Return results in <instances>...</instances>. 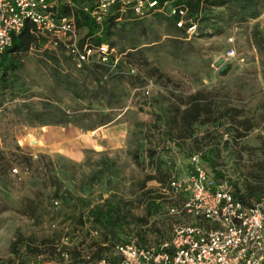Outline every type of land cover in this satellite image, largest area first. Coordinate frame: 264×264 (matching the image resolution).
<instances>
[{
  "label": "rangeland",
  "instance_id": "374dc122",
  "mask_svg": "<svg viewBox=\"0 0 264 264\" xmlns=\"http://www.w3.org/2000/svg\"><path fill=\"white\" fill-rule=\"evenodd\" d=\"M187 16L190 36L165 12L115 22L97 71L43 43L22 54L0 89V264L110 257V231L156 243L169 219L145 202L192 155L248 203V186L264 199V0ZM106 201L127 214L120 226L90 218Z\"/></svg>",
  "mask_w": 264,
  "mask_h": 264
},
{
  "label": "built area",
  "instance_id": "2783aa9c",
  "mask_svg": "<svg viewBox=\"0 0 264 264\" xmlns=\"http://www.w3.org/2000/svg\"><path fill=\"white\" fill-rule=\"evenodd\" d=\"M79 11L98 28L109 16L118 22L165 12L175 17V28L187 36L195 32L186 8L171 0H0V53L29 23L44 47L62 50L76 67L109 65L112 48L105 41L93 44L85 31L79 35L75 23ZM225 55L232 57L233 50ZM11 171L18 173L15 167ZM153 201L169 219L167 236L154 244L127 237L112 245L110 257L72 259L62 253L56 259L36 256L25 264H264V199L244 204L196 155L183 173H170L165 194Z\"/></svg>",
  "mask_w": 264,
  "mask_h": 264
},
{
  "label": "trees",
  "instance_id": "16d2710c",
  "mask_svg": "<svg viewBox=\"0 0 264 264\" xmlns=\"http://www.w3.org/2000/svg\"><path fill=\"white\" fill-rule=\"evenodd\" d=\"M162 1V0H160ZM228 0H171L173 5H181L182 7L186 8L187 14L189 16L196 14V11L199 9L202 5H209V6H215V5H222ZM250 3L256 2V0H249ZM172 21L175 19L174 16L171 17ZM131 20V19H130ZM75 23L78 27H84L85 28V35L88 36L89 39H91L93 44H97L101 41H106L108 35L111 33V29L114 27L115 22L113 21V17H107L102 26L98 28L92 20L84 13L82 12H76L75 14ZM138 22H132L130 23L131 31ZM175 28V27H174ZM120 29H124L123 27ZM178 29V28H175ZM99 31L98 34H95L96 31ZM43 43V39L41 36L37 35L34 32L33 26L29 23H27L24 28L16 35L13 36L11 45L6 48L2 53H0V89H6L9 85V83L12 81L14 75L16 74V71L19 69L21 62H22V54L26 53L31 47L39 46ZM93 71H97L98 69L102 68L100 64H89L84 65ZM197 114H193L187 119V125H190L191 122L194 120V116ZM209 161V160H207ZM208 169L212 176L215 178V175L217 172L213 170L212 167L208 166ZM249 193H252L251 196L255 197L257 201H260L262 198L257 196L254 192L252 187L248 186ZM251 190V191H250ZM245 191H247L245 189ZM233 196L239 199L244 204H250L247 202V198H245L246 192L244 195H236L232 192ZM151 199L152 203H148V200ZM154 198H149L145 203L148 204V206L152 205L153 208H157L154 201H152ZM90 218L93 221L107 224L110 226V228L116 227L117 225H121V220L125 219L127 217V214L125 211L121 210L117 205L110 204L109 202H103V204L96 205L92 207L89 210ZM133 219V218H131ZM110 239V243L113 245L115 242H118L121 238L118 234L107 233ZM125 238H123L124 240ZM122 240V241H123ZM35 255H32L29 259L34 258ZM27 262V261H26ZM26 262H23L22 264H25Z\"/></svg>",
  "mask_w": 264,
  "mask_h": 264
}]
</instances>
